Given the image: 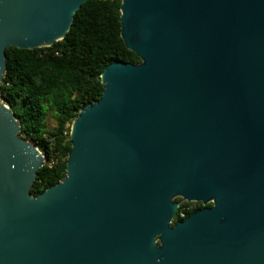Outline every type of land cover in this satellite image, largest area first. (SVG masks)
<instances>
[{
  "label": "water",
  "instance_id": "1",
  "mask_svg": "<svg viewBox=\"0 0 264 264\" xmlns=\"http://www.w3.org/2000/svg\"><path fill=\"white\" fill-rule=\"evenodd\" d=\"M89 0H0V264H264V0H121L127 48L71 126L66 177L1 100L6 49ZM176 198L212 202L172 226Z\"/></svg>",
  "mask_w": 264,
  "mask_h": 264
},
{
  "label": "trees",
  "instance_id": "2",
  "mask_svg": "<svg viewBox=\"0 0 264 264\" xmlns=\"http://www.w3.org/2000/svg\"><path fill=\"white\" fill-rule=\"evenodd\" d=\"M121 0H89L75 14L65 39L50 48H7V71L1 100L21 126L20 136L39 148L45 164L31 188L36 197L66 177L72 145L71 126L80 111L101 97L102 74L115 62L139 64L130 51L120 23ZM55 127L49 128V119ZM188 206L180 214L189 217Z\"/></svg>",
  "mask_w": 264,
  "mask_h": 264
},
{
  "label": "flooded vegetation",
  "instance_id": "3",
  "mask_svg": "<svg viewBox=\"0 0 264 264\" xmlns=\"http://www.w3.org/2000/svg\"><path fill=\"white\" fill-rule=\"evenodd\" d=\"M175 202L179 203V205H180V207H179V211H180V209H181L182 207H184V206H188L189 210L195 209V211H197V210H201V209H203V208H211V207L213 206V203H212V202L208 203L207 205H204L203 203H200V202H199V203H195V202H187L186 200H183L182 198H176V199H175ZM179 211H178V213H179ZM195 211H193V212L191 213V215H192ZM178 213H177V214H178ZM181 214H182L183 216H181ZM181 214H180L181 218H184L183 221H185L188 217L185 216L184 212H182ZM191 215H190V216H191ZM183 221H178V220L176 219V216H175L174 219L171 221V223H172V226H175L176 224H178V223H180V222H183Z\"/></svg>",
  "mask_w": 264,
  "mask_h": 264
},
{
  "label": "rangeland",
  "instance_id": "4",
  "mask_svg": "<svg viewBox=\"0 0 264 264\" xmlns=\"http://www.w3.org/2000/svg\"><path fill=\"white\" fill-rule=\"evenodd\" d=\"M55 124H56L55 121H54L53 119L50 118V119H49V128H50V129H53V128L55 127Z\"/></svg>",
  "mask_w": 264,
  "mask_h": 264
},
{
  "label": "built area",
  "instance_id": "5",
  "mask_svg": "<svg viewBox=\"0 0 264 264\" xmlns=\"http://www.w3.org/2000/svg\"><path fill=\"white\" fill-rule=\"evenodd\" d=\"M181 216H183V215L181 214Z\"/></svg>",
  "mask_w": 264,
  "mask_h": 264
}]
</instances>
